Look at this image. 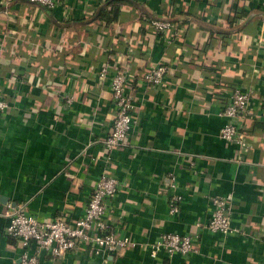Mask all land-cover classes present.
Wrapping results in <instances>:
<instances>
[{
  "label": "crops",
  "instance_id": "1",
  "mask_svg": "<svg viewBox=\"0 0 264 264\" xmlns=\"http://www.w3.org/2000/svg\"><path fill=\"white\" fill-rule=\"evenodd\" d=\"M92 1L107 6V0ZM119 1L120 19L106 27L83 15L80 0H70L74 15L24 1L6 11L0 6V92L12 105L0 113V264L21 262L18 240L5 234L9 219L2 213L9 205H27L40 218H79L105 173L120 182L107 221L131 243L108 255L85 250L51 258L40 252L39 264H264V109L258 107L264 103V0ZM205 14L225 26L232 16L236 35L215 45L225 35L219 30L211 37L200 23ZM162 16L174 24L168 32L151 24ZM66 26L74 29L67 51L75 67H46L42 83L32 80L22 57L42 63V38L59 40ZM252 34L260 44L251 43ZM138 37L136 47L125 46ZM118 52L123 66L133 58L131 70L167 63L170 72L157 87L131 77L133 127L125 146L109 150L105 138L117 107L110 76L100 82L96 74L105 62L116 65L111 58ZM53 60L63 64L62 57ZM12 64L22 70L14 82ZM237 89L251 92L243 119L251 148L243 162L236 160L237 145L219 134L226 121L219 112ZM228 193L239 232L200 225L212 213V198ZM174 195L181 197L180 210L170 214ZM163 232L196 235V251L170 256L160 249L152 256Z\"/></svg>",
  "mask_w": 264,
  "mask_h": 264
},
{
  "label": "built area",
  "instance_id": "2",
  "mask_svg": "<svg viewBox=\"0 0 264 264\" xmlns=\"http://www.w3.org/2000/svg\"><path fill=\"white\" fill-rule=\"evenodd\" d=\"M27 1L41 7L54 9L61 7L65 14L74 15V8L70 0H0V6L6 11L12 3ZM106 1V0H105ZM83 6V15L89 16L97 9L92 0H80ZM264 5V2L262 3ZM151 24L156 32H168L173 28V22L167 16L152 18ZM264 34V14L261 21L259 36ZM119 62V60H118ZM112 63L104 64L96 76L100 82L106 81L110 76V89L117 112L111 132L105 138V146L115 150L125 146L134 123V98L129 90L130 74L122 69L111 71ZM170 72L167 63L153 64L147 67L142 78L144 83L153 86H163ZM72 101V97H69ZM251 105V92L241 89L235 90L229 101L223 105L219 114L226 117L219 134L222 139L237 145L238 162L246 160V154L251 143L245 132L243 119ZM11 103L0 92V113H8ZM194 164V159H192ZM173 187H176V178L173 176ZM120 182L114 175L105 173L96 179L92 194L84 209V214L75 219L64 215L40 218L33 214L27 205H9L2 213L9 219L5 234L18 240L22 249L20 264H39L40 252L51 258L62 256L68 252L89 251L95 255H108L117 249L127 247L131 243L128 237L118 236L110 228L107 214L113 208L112 201L119 191ZM181 197L174 195L170 202V214L179 212ZM233 193L212 198L213 210L204 228L225 235L239 232L233 225L232 208ZM197 236L191 233L163 232L158 242L152 245V256H156L160 249H164L170 256L175 253L185 255L196 251L195 240ZM134 244V242H132Z\"/></svg>",
  "mask_w": 264,
  "mask_h": 264
},
{
  "label": "trees",
  "instance_id": "3",
  "mask_svg": "<svg viewBox=\"0 0 264 264\" xmlns=\"http://www.w3.org/2000/svg\"><path fill=\"white\" fill-rule=\"evenodd\" d=\"M125 0H123L124 2ZM27 2V1H24ZM107 6L103 7V8H97L95 11H92V13L89 15V17H91V19H99L101 22V27L105 25L108 26V24L111 21H116L120 19V4L121 1L119 0H107ZM30 3V2H27ZM33 4V3H31ZM37 5V4H35ZM247 13H249L248 9H245L242 13H241V18L244 20L246 18L245 15H247ZM206 15V16H205ZM204 16L200 17V23L203 26H206L209 28V32L211 37H215V35L220 31H222V33H224V37L221 39H217V41H219V43L215 42V45H221L225 42V39L228 35H236L237 33V28H235V26L233 25V23H235V19L231 18L232 16L229 17V19L227 20L228 25H221L220 21H214L211 19V17H209L207 14H205ZM169 18V16L167 17ZM147 20H145L146 22L149 23L148 18H145ZM237 20L239 19L236 18ZM239 21V20H238ZM146 23V24H148ZM85 27H87V24L84 25ZM226 27L225 29H223L222 27ZM218 28V30H216V28ZM103 31H105L103 29ZM7 32V31H6ZM11 33V32H10ZM221 33V32H220ZM43 42H42V46H41V52L40 55L43 56V60L42 63H40V60H38V58L34 55L32 56H26V57H22L27 59L28 58V62L31 65L30 69L27 70V72L30 74V77L32 80L34 81H38L39 83H42L41 78L44 76V74H46L45 72V68L46 67H51V68H57V67H65V66H70V67H75V62H74V58H73V54H71L70 52H68L67 48H72L73 47V43H74V29L72 27L66 26L64 28V33L61 39L59 40H54L52 38H49L48 36H44L42 38ZM249 40L251 41V43L258 45V43L260 44L259 40V36L257 34H252L249 36ZM141 41V38L138 37L136 38V40L134 41H126V47L129 48V45L134 48L138 45V43ZM7 45H12V47H14L15 45V41H7L5 42ZM11 43V44H10ZM71 45V46H70ZM101 48L102 45L100 44ZM260 46V45H259ZM258 46V47H259ZM15 53H17L16 48L14 49ZM38 51V50H37ZM13 53V50L12 52ZM55 57H62L63 58V64H60L58 62H54L53 58ZM122 57V53H117L114 54V56L111 58V61H116V67H111L112 70H116V69H122L125 70V72L129 73L130 78H134L135 80L138 78H143L145 72L147 69H145V67H140L134 70H131L130 66L132 65L133 62V58L130 56L127 57L126 59V65L123 66V61L120 60V58ZM21 60V57H19ZM24 60V59H23ZM119 60V62H118ZM38 63V64H37ZM108 63H112V62H105L104 64H108ZM34 64H37L36 67ZM102 64V66L104 65ZM33 65V67H32ZM58 65V66H55ZM63 65V66H61ZM101 66V67H102ZM17 66H15L14 64L11 65V80L10 82H14L15 78L18 76V72H20L17 68ZM35 70H34V69ZM22 72V70H21ZM20 72V74H21ZM133 74V75H132ZM10 84V83H9ZM230 88L234 89L233 86H231ZM258 107H261V109H264V103L262 105H258ZM244 124V122H243ZM246 134H247V130H246Z\"/></svg>",
  "mask_w": 264,
  "mask_h": 264
}]
</instances>
